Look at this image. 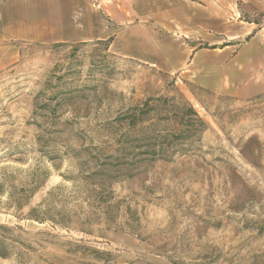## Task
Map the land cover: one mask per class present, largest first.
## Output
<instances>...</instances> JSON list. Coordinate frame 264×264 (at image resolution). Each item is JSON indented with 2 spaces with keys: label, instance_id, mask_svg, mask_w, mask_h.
<instances>
[{
  "label": "rangeland",
  "instance_id": "obj_1",
  "mask_svg": "<svg viewBox=\"0 0 264 264\" xmlns=\"http://www.w3.org/2000/svg\"><path fill=\"white\" fill-rule=\"evenodd\" d=\"M255 3L229 17L248 36L194 40L176 71L111 41L17 45L0 71V225L12 230L0 235L13 246L0 264H264V93L227 88L243 47L264 43ZM46 199L77 225L27 220Z\"/></svg>",
  "mask_w": 264,
  "mask_h": 264
},
{
  "label": "crops",
  "instance_id": "obj_2",
  "mask_svg": "<svg viewBox=\"0 0 264 264\" xmlns=\"http://www.w3.org/2000/svg\"><path fill=\"white\" fill-rule=\"evenodd\" d=\"M237 1L0 0V71L15 62L19 43L99 41H111V50L123 57L168 71L180 70L194 52L190 45L194 40L230 43L233 30L231 38L239 43L252 32L248 23L230 27L231 12L240 13ZM241 1L244 12L261 7L255 0ZM171 33L189 34L192 39ZM251 75H259V80L246 83ZM232 76L227 88L235 96L264 93V43L260 38H252L240 51Z\"/></svg>",
  "mask_w": 264,
  "mask_h": 264
},
{
  "label": "trees",
  "instance_id": "obj_3",
  "mask_svg": "<svg viewBox=\"0 0 264 264\" xmlns=\"http://www.w3.org/2000/svg\"><path fill=\"white\" fill-rule=\"evenodd\" d=\"M156 100L149 99L145 102V106H149L150 103H154ZM189 116L198 117V114L195 112L193 107L188 109ZM132 118V117H130ZM132 120V119H131ZM201 121V120H200ZM132 124H135L133 121ZM58 191H62L61 187L57 188ZM52 196V193L48 194ZM48 199L44 200L40 205H38L35 209L31 210L27 215V220H31L40 224L51 223L55 226H59L62 229L71 228L77 225V221H74L76 217H68L64 214V212H56L54 207L51 204H48ZM23 205H19L18 208H22ZM0 230L5 232H11L12 230H8L7 227L0 225ZM8 238L0 235V256L7 257L9 255L10 250H12V244L8 243Z\"/></svg>",
  "mask_w": 264,
  "mask_h": 264
}]
</instances>
